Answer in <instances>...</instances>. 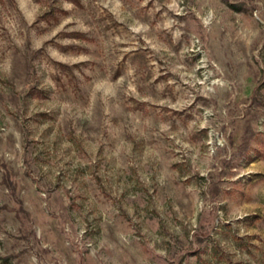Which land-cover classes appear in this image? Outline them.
Wrapping results in <instances>:
<instances>
[{"label": "rangeland", "instance_id": "374dc122", "mask_svg": "<svg viewBox=\"0 0 264 264\" xmlns=\"http://www.w3.org/2000/svg\"><path fill=\"white\" fill-rule=\"evenodd\" d=\"M0 264H264V0H0Z\"/></svg>", "mask_w": 264, "mask_h": 264}]
</instances>
